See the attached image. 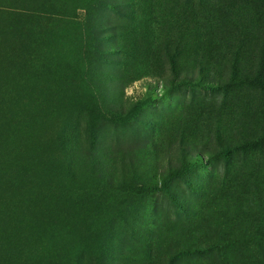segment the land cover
<instances>
[{"label": "rangeland", "instance_id": "obj_1", "mask_svg": "<svg viewBox=\"0 0 264 264\" xmlns=\"http://www.w3.org/2000/svg\"><path fill=\"white\" fill-rule=\"evenodd\" d=\"M264 0H0V264H264Z\"/></svg>", "mask_w": 264, "mask_h": 264}, {"label": "trees", "instance_id": "obj_2", "mask_svg": "<svg viewBox=\"0 0 264 264\" xmlns=\"http://www.w3.org/2000/svg\"><path fill=\"white\" fill-rule=\"evenodd\" d=\"M242 81L250 87L264 86V40L259 50V58L254 71V74H245Z\"/></svg>", "mask_w": 264, "mask_h": 264}]
</instances>
